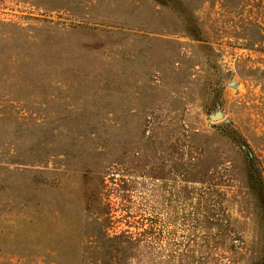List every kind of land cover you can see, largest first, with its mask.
I'll return each instance as SVG.
<instances>
[{
    "label": "rangeland",
    "instance_id": "obj_1",
    "mask_svg": "<svg viewBox=\"0 0 264 264\" xmlns=\"http://www.w3.org/2000/svg\"><path fill=\"white\" fill-rule=\"evenodd\" d=\"M104 263L264 264V0H0V264Z\"/></svg>",
    "mask_w": 264,
    "mask_h": 264
},
{
    "label": "water",
    "instance_id": "obj_2",
    "mask_svg": "<svg viewBox=\"0 0 264 264\" xmlns=\"http://www.w3.org/2000/svg\"><path fill=\"white\" fill-rule=\"evenodd\" d=\"M231 85H233V82L230 83ZM210 120H216L219 118H223V113L220 109H218L217 111H215L214 113L210 114Z\"/></svg>",
    "mask_w": 264,
    "mask_h": 264
},
{
    "label": "trees",
    "instance_id": "obj_3",
    "mask_svg": "<svg viewBox=\"0 0 264 264\" xmlns=\"http://www.w3.org/2000/svg\"><path fill=\"white\" fill-rule=\"evenodd\" d=\"M118 239H119V238H116L115 240L118 241ZM131 243H132L131 240H126L125 242H122V243L120 242V246H119V248H121L122 250H123V249L128 250V249H127V248H128V245L131 244ZM119 248H118V249H119ZM104 264H107V263H104Z\"/></svg>",
    "mask_w": 264,
    "mask_h": 264
}]
</instances>
